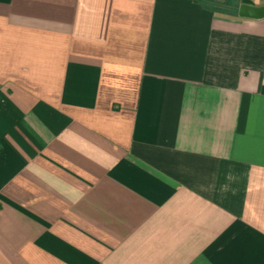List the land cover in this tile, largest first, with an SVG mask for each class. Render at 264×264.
Instances as JSON below:
<instances>
[{
	"label": "crops",
	"instance_id": "obj_1",
	"mask_svg": "<svg viewBox=\"0 0 264 264\" xmlns=\"http://www.w3.org/2000/svg\"><path fill=\"white\" fill-rule=\"evenodd\" d=\"M241 3L0 0V264H264Z\"/></svg>",
	"mask_w": 264,
	"mask_h": 264
},
{
	"label": "water",
	"instance_id": "obj_2",
	"mask_svg": "<svg viewBox=\"0 0 264 264\" xmlns=\"http://www.w3.org/2000/svg\"><path fill=\"white\" fill-rule=\"evenodd\" d=\"M238 15L247 18L264 17V4L256 6L249 3H241L238 7Z\"/></svg>",
	"mask_w": 264,
	"mask_h": 264
},
{
	"label": "trees",
	"instance_id": "obj_3",
	"mask_svg": "<svg viewBox=\"0 0 264 264\" xmlns=\"http://www.w3.org/2000/svg\"><path fill=\"white\" fill-rule=\"evenodd\" d=\"M242 3H248L246 0H242ZM205 6L210 7V8H217L218 5L214 3H209V2H204Z\"/></svg>",
	"mask_w": 264,
	"mask_h": 264
},
{
	"label": "rangeland",
	"instance_id": "obj_4",
	"mask_svg": "<svg viewBox=\"0 0 264 264\" xmlns=\"http://www.w3.org/2000/svg\"><path fill=\"white\" fill-rule=\"evenodd\" d=\"M214 4H216V3H214ZM216 5H218V4H216ZM218 7H220V4L218 5Z\"/></svg>",
	"mask_w": 264,
	"mask_h": 264
}]
</instances>
